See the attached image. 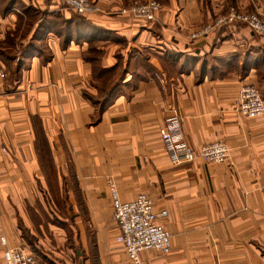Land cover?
Instances as JSON below:
<instances>
[{
  "label": "crops",
  "instance_id": "crops-1",
  "mask_svg": "<svg viewBox=\"0 0 264 264\" xmlns=\"http://www.w3.org/2000/svg\"><path fill=\"white\" fill-rule=\"evenodd\" d=\"M95 1L103 13L81 20L62 0H0V40L21 50L0 51V237L38 264H130L111 178L123 201L168 212L172 253L143 264H264V117L237 109L260 86L264 38L243 25L191 39L264 0H157L151 22L119 14L142 0ZM174 111L190 146L223 142L229 162L174 164L160 138Z\"/></svg>",
  "mask_w": 264,
  "mask_h": 264
},
{
  "label": "built area",
  "instance_id": "built-area-1",
  "mask_svg": "<svg viewBox=\"0 0 264 264\" xmlns=\"http://www.w3.org/2000/svg\"><path fill=\"white\" fill-rule=\"evenodd\" d=\"M65 7L78 16L89 18L96 13H103L95 0H62ZM252 5L253 0H248ZM162 5L157 0H142L132 6L121 9L119 14L131 16L138 21L151 22L156 19ZM246 25L257 36L264 38V12L247 11L231 7L218 16L212 23L191 34V39H203L220 27ZM7 78L6 67L0 58V79ZM161 83L165 80L158 77ZM238 112L244 118L264 117V97L253 84L241 87ZM184 115L174 111L165 120L160 130L161 140L170 145L174 164L183 165L202 162L207 165H221L230 160L231 150L223 142L209 143L200 148L190 146L182 135ZM107 187L111 197L113 219L119 229L116 237L124 249L130 264H143L142 254L156 251L164 256L172 253V235L164 225L167 211H156L152 200L146 194H139L134 200L125 202L121 199L116 182L109 178ZM2 257L5 264H38L37 257L23 247H11L6 237H0Z\"/></svg>",
  "mask_w": 264,
  "mask_h": 264
},
{
  "label": "rangeland",
  "instance_id": "rangeland-1",
  "mask_svg": "<svg viewBox=\"0 0 264 264\" xmlns=\"http://www.w3.org/2000/svg\"><path fill=\"white\" fill-rule=\"evenodd\" d=\"M65 6V5H64ZM74 14V13H73ZM2 37H3V35H1ZM6 36V38H5V42H3V40H4V38H2L3 40H0V51H2L3 50V48L6 50V53L7 54H11V55H17V54H19L20 52H21V50L20 49H17V48H15V46H14V43H15V38H14V36H12L13 38L10 40L9 38H8V36L7 35H5ZM7 48V49H6ZM7 72H8V68H7V70H6ZM260 86L259 85H257L260 89H262V85H264V83L261 81L260 83Z\"/></svg>",
  "mask_w": 264,
  "mask_h": 264
},
{
  "label": "trees",
  "instance_id": "trees-1",
  "mask_svg": "<svg viewBox=\"0 0 264 264\" xmlns=\"http://www.w3.org/2000/svg\"><path fill=\"white\" fill-rule=\"evenodd\" d=\"M77 15V14H76ZM79 18L82 20V19H86L85 17H82V16H79ZM240 26H243V25H240ZM244 26H246V25H244ZM247 27V26H246ZM254 33V32H253ZM255 34V33H254ZM262 60H263V62H264V53L262 52ZM264 64V63H263ZM261 81L262 82H264V74L261 76ZM261 92V91H260ZM261 94H262V92H261ZM262 96H263V94H262ZM264 97V96H263Z\"/></svg>",
  "mask_w": 264,
  "mask_h": 264
},
{
  "label": "water",
  "instance_id": "water-1",
  "mask_svg": "<svg viewBox=\"0 0 264 264\" xmlns=\"http://www.w3.org/2000/svg\"><path fill=\"white\" fill-rule=\"evenodd\" d=\"M79 256H81V253H79ZM78 264H84V261H83V259L82 258H80V260H79V263Z\"/></svg>",
  "mask_w": 264,
  "mask_h": 264
}]
</instances>
